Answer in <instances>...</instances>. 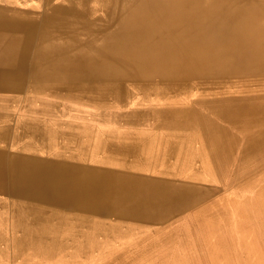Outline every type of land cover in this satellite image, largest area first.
<instances>
[{
	"label": "bare ground",
	"instance_id": "obj_1",
	"mask_svg": "<svg viewBox=\"0 0 264 264\" xmlns=\"http://www.w3.org/2000/svg\"><path fill=\"white\" fill-rule=\"evenodd\" d=\"M21 1L0 3V264L116 251L106 217L140 205L119 174L173 160L215 198L201 161L264 172V0Z\"/></svg>",
	"mask_w": 264,
	"mask_h": 264
},
{
	"label": "crops",
	"instance_id": "obj_2",
	"mask_svg": "<svg viewBox=\"0 0 264 264\" xmlns=\"http://www.w3.org/2000/svg\"><path fill=\"white\" fill-rule=\"evenodd\" d=\"M154 168L109 178L116 186L121 182L117 193L123 195L122 201L124 195L134 192L139 195L131 201L140 204L124 205L122 213L106 217L111 220L108 225L113 232L123 238L113 258L151 264H183L200 259V243L189 238L200 234L203 218L211 207L207 184L201 178L173 172V160Z\"/></svg>",
	"mask_w": 264,
	"mask_h": 264
},
{
	"label": "rangeland",
	"instance_id": "obj_3",
	"mask_svg": "<svg viewBox=\"0 0 264 264\" xmlns=\"http://www.w3.org/2000/svg\"><path fill=\"white\" fill-rule=\"evenodd\" d=\"M3 1L11 2L8 4L16 8L23 2L0 0V3ZM237 162L241 161L234 159L226 164L220 170L222 173H217L210 162L201 161L198 164H206L209 174L216 175L215 178L218 179L211 180L217 190V197L210 200L211 206L216 204L214 199L223 200L227 190L232 188L234 191L229 195L231 203L225 211L224 206L217 211L213 208L210 218L203 222L202 232L189 238L190 241L200 243V259L183 264H264V172L255 169L250 177L245 178L240 174L241 166ZM236 167L239 178L234 173ZM116 255L118 254L109 252L92 259L79 258L75 259L77 262L74 264H151L150 261L113 258ZM194 255L197 256V253ZM66 260L73 263L72 259Z\"/></svg>",
	"mask_w": 264,
	"mask_h": 264
}]
</instances>
